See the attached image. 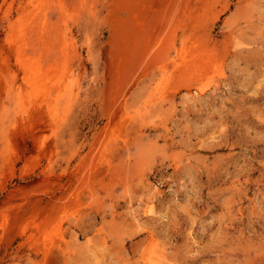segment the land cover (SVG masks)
Instances as JSON below:
<instances>
[{"label": "rangeland", "instance_id": "rangeland-1", "mask_svg": "<svg viewBox=\"0 0 264 264\" xmlns=\"http://www.w3.org/2000/svg\"><path fill=\"white\" fill-rule=\"evenodd\" d=\"M0 264H264V0H0Z\"/></svg>", "mask_w": 264, "mask_h": 264}]
</instances>
